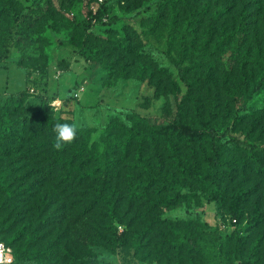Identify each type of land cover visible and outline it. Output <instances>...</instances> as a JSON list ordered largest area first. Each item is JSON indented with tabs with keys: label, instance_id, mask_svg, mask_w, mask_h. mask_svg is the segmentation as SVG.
Returning a JSON list of instances; mask_svg holds the SVG:
<instances>
[{
	"label": "trees",
	"instance_id": "1",
	"mask_svg": "<svg viewBox=\"0 0 264 264\" xmlns=\"http://www.w3.org/2000/svg\"><path fill=\"white\" fill-rule=\"evenodd\" d=\"M99 4V9L89 10L85 26L61 24L71 31V39L83 40L96 51L97 61L109 65L119 78L142 80L162 71L136 52L133 39L116 35L101 8L105 2ZM9 8L6 11L0 1V51L12 42L16 45L17 35L29 41L37 36L31 27L36 20L26 25L9 18ZM193 21V17L184 20L174 63L187 92L166 125H151L132 113L129 125L110 119L96 140L95 129L75 127L74 139L56 148L54 125L72 124L55 116L59 109L46 99L27 104L20 95L29 93L26 88L0 102V239L12 249L10 264H106L93 247L110 253L128 248L141 261L158 264H229L231 259L222 254L223 240L237 236L244 245L238 224L246 220L259 232L264 228V192L250 211L246 203L251 191L228 197L223 187L236 168L226 157V144L215 135L214 99L209 100L207 117L200 118L203 127L186 121L185 102L194 84L187 72L196 65H215L219 49L216 43L209 58L183 65L193 45ZM98 24L105 26V37L93 34ZM256 165L261 171L260 161ZM195 193L219 209L226 208L228 216L219 219L228 227L224 232L204 222L187 225L161 217ZM117 225L124 230L119 232ZM220 232L227 237L223 239ZM255 245L261 246L260 238Z\"/></svg>",
	"mask_w": 264,
	"mask_h": 264
},
{
	"label": "rangeland",
	"instance_id": "2",
	"mask_svg": "<svg viewBox=\"0 0 264 264\" xmlns=\"http://www.w3.org/2000/svg\"><path fill=\"white\" fill-rule=\"evenodd\" d=\"M0 1L6 11L11 7L13 16L9 18L26 25L36 20L31 27L37 34L30 41L17 35L16 45L12 42L1 48L0 102L25 88L29 93L20 95L26 97L27 104L38 105L46 99L51 105L58 100L53 102L57 107L52 106L60 110L55 116L70 119L75 127L95 129L93 140L110 119L129 125L127 118L132 113L155 126L173 121L178 103L187 92L174 65L179 35L184 20L193 17V45L183 65L193 66L200 57L209 58L216 43L219 49L215 65H196L187 72L194 84L190 100L185 102L186 121L203 127L200 118L207 117L209 100L214 99L215 135L226 144V157L236 168L223 187L228 197L251 191L246 207L252 211L253 205H258L256 198L264 192V0ZM100 2H105L101 8L108 13L116 35L133 39L136 52L162 71L142 80L119 78L109 65L97 61L96 51L86 47L83 40L71 39V31L61 24L66 21L85 26L89 10L99 9ZM104 28L103 24L95 25L93 34L105 37ZM256 161H260L261 171ZM224 215L228 216L226 208L219 209L214 201L195 193L165 210L161 217L187 225L204 222L224 232L228 227L219 220ZM117 227L119 232L124 230V226ZM238 230L244 245L237 236L227 241L220 232L224 239L222 254L231 259L229 264H264V228L259 232L254 224L242 220ZM257 238L260 247L255 245ZM92 251L106 264H158L141 261L128 248L110 253L93 247Z\"/></svg>",
	"mask_w": 264,
	"mask_h": 264
},
{
	"label": "clouds",
	"instance_id": "3",
	"mask_svg": "<svg viewBox=\"0 0 264 264\" xmlns=\"http://www.w3.org/2000/svg\"><path fill=\"white\" fill-rule=\"evenodd\" d=\"M55 144L54 147L60 148L64 143L71 142L76 135V128L69 123H56L53 127Z\"/></svg>",
	"mask_w": 264,
	"mask_h": 264
},
{
	"label": "built area",
	"instance_id": "4",
	"mask_svg": "<svg viewBox=\"0 0 264 264\" xmlns=\"http://www.w3.org/2000/svg\"><path fill=\"white\" fill-rule=\"evenodd\" d=\"M56 101L58 100H54L51 103V106H53L54 108L57 107L53 104V102L56 103ZM12 261H13V256H12L11 247L5 244L4 242L0 241V264H10Z\"/></svg>",
	"mask_w": 264,
	"mask_h": 264
},
{
	"label": "crops",
	"instance_id": "5",
	"mask_svg": "<svg viewBox=\"0 0 264 264\" xmlns=\"http://www.w3.org/2000/svg\"><path fill=\"white\" fill-rule=\"evenodd\" d=\"M58 102V101H57Z\"/></svg>",
	"mask_w": 264,
	"mask_h": 264
}]
</instances>
